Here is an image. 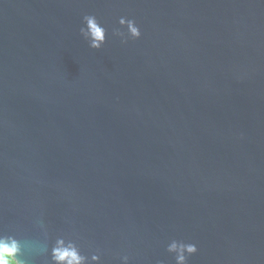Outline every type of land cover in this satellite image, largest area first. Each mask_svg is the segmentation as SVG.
Wrapping results in <instances>:
<instances>
[{
	"label": "water",
	"instance_id": "95a60500",
	"mask_svg": "<svg viewBox=\"0 0 264 264\" xmlns=\"http://www.w3.org/2000/svg\"><path fill=\"white\" fill-rule=\"evenodd\" d=\"M36 217L103 264H174L173 238L264 264V0H0V230Z\"/></svg>",
	"mask_w": 264,
	"mask_h": 264
},
{
	"label": "clouds",
	"instance_id": "9594fccd",
	"mask_svg": "<svg viewBox=\"0 0 264 264\" xmlns=\"http://www.w3.org/2000/svg\"><path fill=\"white\" fill-rule=\"evenodd\" d=\"M79 35L89 49L99 51L109 32L95 14H85ZM111 37L127 44L139 40L141 30L135 19L120 17L118 27L111 30ZM33 224L39 231V238L20 237L14 231L0 230V264H103L102 250L95 248L85 254L75 233L53 234L42 217H36ZM197 251L195 243L183 239H170L165 247L174 264H189V258ZM117 259L119 264H130V256L126 253L117 254Z\"/></svg>",
	"mask_w": 264,
	"mask_h": 264
}]
</instances>
